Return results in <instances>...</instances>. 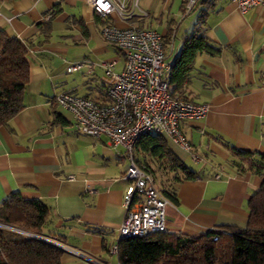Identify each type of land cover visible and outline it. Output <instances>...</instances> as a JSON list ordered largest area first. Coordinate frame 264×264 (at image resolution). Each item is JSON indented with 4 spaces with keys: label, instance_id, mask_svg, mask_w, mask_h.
<instances>
[{
    "label": "crops",
    "instance_id": "crops-1",
    "mask_svg": "<svg viewBox=\"0 0 264 264\" xmlns=\"http://www.w3.org/2000/svg\"><path fill=\"white\" fill-rule=\"evenodd\" d=\"M185 2L138 0L148 15L129 21L114 14L98 18L83 0L0 2V30L30 45L23 107L0 125V204L13 193L45 203L46 238L62 246L68 255L64 263L118 264V256L107 250L124 215L129 158L104 136L76 133L72 116L55 101L64 91L108 100L101 64L113 61L120 71L124 58L101 38L105 22L155 30L169 64L197 27L220 48L213 56L197 55L182 89L186 98L207 106L202 118L181 126L188 148L163 136L166 148L195 178L186 179L165 159L136 150L134 157L149 166L160 193L176 197L166 208V231L199 237L247 225L250 197L264 177L232 148L264 154V7L241 11L231 0H199L185 13ZM82 61L90 68L68 71ZM57 114L63 122L54 121Z\"/></svg>",
    "mask_w": 264,
    "mask_h": 264
},
{
    "label": "built area",
    "instance_id": "built-area-1",
    "mask_svg": "<svg viewBox=\"0 0 264 264\" xmlns=\"http://www.w3.org/2000/svg\"><path fill=\"white\" fill-rule=\"evenodd\" d=\"M83 1L101 19L114 14L122 21H129L148 15L139 8L138 0ZM198 1L186 0L185 13L191 12ZM231 1L241 11L254 6L264 7V0ZM99 33L124 58L120 71L114 69L113 61L101 64L108 100L98 102L64 91L55 96V101L72 116L76 133L104 136L112 146L122 147L129 158L123 174L128 183L123 195L124 215L118 237L107 250L118 256L120 239L144 237L166 230L165 215L170 201L156 189L153 176L145 165L135 159L136 142L144 135L157 133L188 148L181 126L187 120L202 118L207 106L192 102L182 93H171L166 79L170 64L166 61L163 38L158 32L134 25L117 27L105 22ZM90 65L86 61L77 62L68 71H77L83 66L90 68Z\"/></svg>",
    "mask_w": 264,
    "mask_h": 264
},
{
    "label": "trees",
    "instance_id": "trees-1",
    "mask_svg": "<svg viewBox=\"0 0 264 264\" xmlns=\"http://www.w3.org/2000/svg\"><path fill=\"white\" fill-rule=\"evenodd\" d=\"M29 47L28 42L0 30V125L6 124L23 107L22 94L28 83ZM202 53L213 56L220 53V48L209 40L204 29L197 27L183 39L166 74L172 94L182 93L194 61ZM54 121L63 122L64 119L57 114ZM134 150L153 159H165V164L178 168L186 179L195 178L194 172L166 148L160 134L142 136ZM232 153L246 161L248 169L264 177V154L253 155L234 148ZM141 164L151 173L147 164ZM163 193L169 201H177L173 192ZM49 217V207L40 200L24 199L18 193L3 200L0 224L7 228L0 226V264H62L63 250L40 237L49 236L45 231ZM8 227L35 235H23ZM118 264H264V179L250 197L249 217L244 228H226L199 237L165 230L144 237L123 238L118 242Z\"/></svg>",
    "mask_w": 264,
    "mask_h": 264
},
{
    "label": "rangeland",
    "instance_id": "rangeland-1",
    "mask_svg": "<svg viewBox=\"0 0 264 264\" xmlns=\"http://www.w3.org/2000/svg\"><path fill=\"white\" fill-rule=\"evenodd\" d=\"M166 138H167V140H169V142H171V143H174V142H172V140L169 138V137H167V136H165ZM0 226L1 227H6L7 228V226L6 225H3V224H0ZM8 229H11V230H13V231H17L18 233H21V234H23V235H27V236H34L35 234H31V233H28V232H26V231H22V230H19V229H16V228H13V227H8ZM40 237H44V236H40ZM46 238V237H45ZM48 241H50L51 239L50 238H46ZM68 257V255L67 254H65V253H63L62 255H61V258H60V260H61V263L63 264L64 263V261H65V259ZM64 264H69V263H64Z\"/></svg>",
    "mask_w": 264,
    "mask_h": 264
},
{
    "label": "water",
    "instance_id": "water-1",
    "mask_svg": "<svg viewBox=\"0 0 264 264\" xmlns=\"http://www.w3.org/2000/svg\"><path fill=\"white\" fill-rule=\"evenodd\" d=\"M43 239H45V238H43ZM46 240V239H45ZM48 241V240H47ZM48 242H50V243H52V244H54V245H56V246H58L59 248H61L62 249V246L61 245H59V244H56L55 242H52V241H48Z\"/></svg>",
    "mask_w": 264,
    "mask_h": 264
}]
</instances>
